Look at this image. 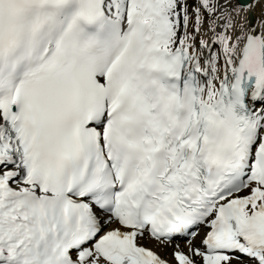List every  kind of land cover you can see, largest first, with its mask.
Segmentation results:
<instances>
[{
	"label": "snow or ice",
	"instance_id": "1",
	"mask_svg": "<svg viewBox=\"0 0 264 264\" xmlns=\"http://www.w3.org/2000/svg\"><path fill=\"white\" fill-rule=\"evenodd\" d=\"M0 264H264V0H0Z\"/></svg>",
	"mask_w": 264,
	"mask_h": 264
}]
</instances>
